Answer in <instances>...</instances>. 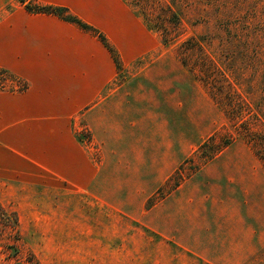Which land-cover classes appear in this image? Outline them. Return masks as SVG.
<instances>
[{"label": "rangeland", "instance_id": "rangeland-1", "mask_svg": "<svg viewBox=\"0 0 264 264\" xmlns=\"http://www.w3.org/2000/svg\"><path fill=\"white\" fill-rule=\"evenodd\" d=\"M120 1L143 33L95 19L137 46L102 97L143 73L150 121L165 114L181 156L152 183V154L141 169L116 163L80 115L95 176L0 161V264H264V165L242 135L247 121L264 129V0ZM211 136L231 144L207 159Z\"/></svg>", "mask_w": 264, "mask_h": 264}, {"label": "crops", "instance_id": "crops-1", "mask_svg": "<svg viewBox=\"0 0 264 264\" xmlns=\"http://www.w3.org/2000/svg\"><path fill=\"white\" fill-rule=\"evenodd\" d=\"M7 1L13 0H0V66L26 79L29 88L0 91V161H31L35 173L37 165L58 176H95L90 149L77 135L81 115L91 132L89 139L109 143L111 160L120 162L125 155L141 169L152 154L157 161L152 168L149 164L152 183L169 175L181 154L173 150L176 142L165 114L158 112L157 120L150 121L153 110L145 88L136 83L143 73L131 83L137 88L116 87L102 97L119 71L107 47L78 25L54 14L30 12L22 2L7 11ZM35 1L66 6L102 30L123 65L130 59L128 48L137 46L120 44L110 33L113 29L95 19L109 15L111 24L125 21L128 32L143 33L120 0Z\"/></svg>", "mask_w": 264, "mask_h": 264}, {"label": "trees", "instance_id": "trees-1", "mask_svg": "<svg viewBox=\"0 0 264 264\" xmlns=\"http://www.w3.org/2000/svg\"><path fill=\"white\" fill-rule=\"evenodd\" d=\"M20 1L25 5V7L30 12L57 15L63 18L64 20L72 22L78 25L83 30L93 34L110 51L118 69L121 70L123 68V61L121 55L118 49L116 48V46L107 37V35L99 28L86 22L79 16L73 14L68 7L61 5H53V4H41L35 0H20ZM28 88H29V83L26 79L0 66V91L21 92L27 90ZM229 108H232V100L228 102L227 114H229L230 119H233L232 116H230ZM242 135L252 145L254 152L256 153V155L259 157V159L262 161L264 165V129L263 131L257 133L256 131L253 130L251 126V122L247 121L244 123V130L242 131ZM214 141H215V137L211 136L209 140L204 142L200 147V148H208L212 146L207 151L204 150L201 151L203 156L207 159H211L214 155H216L218 152L221 151L220 145L225 147L231 144L230 141H223L218 145H213ZM14 225H17V222Z\"/></svg>", "mask_w": 264, "mask_h": 264}]
</instances>
